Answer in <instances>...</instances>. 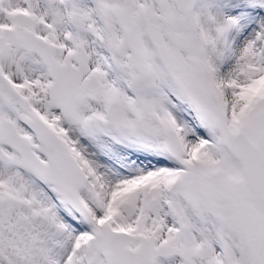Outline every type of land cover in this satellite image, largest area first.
Returning <instances> with one entry per match:
<instances>
[{
	"label": "snow or ice",
	"instance_id": "1",
	"mask_svg": "<svg viewBox=\"0 0 264 264\" xmlns=\"http://www.w3.org/2000/svg\"><path fill=\"white\" fill-rule=\"evenodd\" d=\"M0 264H264V0H0Z\"/></svg>",
	"mask_w": 264,
	"mask_h": 264
}]
</instances>
